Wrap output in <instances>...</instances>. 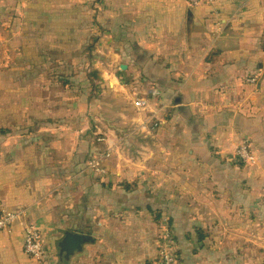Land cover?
I'll return each instance as SVG.
<instances>
[{"label":"crops","instance_id":"obj_1","mask_svg":"<svg viewBox=\"0 0 264 264\" xmlns=\"http://www.w3.org/2000/svg\"><path fill=\"white\" fill-rule=\"evenodd\" d=\"M146 95L153 135L131 101ZM243 140L254 165L230 159ZM108 146L107 172L88 169ZM0 205L27 209L44 264H140L163 213L179 264H254L264 0L0 1ZM24 239L0 233V264H38Z\"/></svg>","mask_w":264,"mask_h":264},{"label":"built area","instance_id":"obj_2","mask_svg":"<svg viewBox=\"0 0 264 264\" xmlns=\"http://www.w3.org/2000/svg\"><path fill=\"white\" fill-rule=\"evenodd\" d=\"M191 7L199 6L203 1L210 0H185ZM132 106L141 114H146L139 119L138 129L146 135L155 134L162 124V115L160 107L152 109L153 101L149 95L132 97ZM99 141H108L100 137ZM112 156V147L108 146L104 152L95 155L88 162V169L96 173L104 174L107 172V161ZM231 161L246 165H254L257 161L251 151L248 141L243 140L239 143L236 152L230 156ZM16 223H22L25 233L24 251L37 263H40L45 257L43 238L40 230L28 220V211L21 208L17 211H9L0 205V233L9 229ZM159 242L155 257L145 260L141 264H179L180 255L177 254L173 246V229L169 216H163L159 229Z\"/></svg>","mask_w":264,"mask_h":264},{"label":"rangeland","instance_id":"obj_3","mask_svg":"<svg viewBox=\"0 0 264 264\" xmlns=\"http://www.w3.org/2000/svg\"><path fill=\"white\" fill-rule=\"evenodd\" d=\"M0 1H3V0H0ZM87 44H89L88 40H87ZM83 71H84V75H85V72L87 71L86 68H84ZM164 215L168 216L167 213H163L160 216V219L159 218L157 219L158 221H160L159 222V226L161 224V221H162V218H163ZM254 234H255V232L253 231V239H255V240H259L260 241L263 238L262 234H258L257 236H255ZM253 247H257L259 249L260 255H261L260 258H253V263L254 264H264V257H263L264 256V241H260L258 244H254V242H253ZM57 250H58V248L55 246V254L57 253ZM44 262H45V259L42 260L38 264H44ZM143 262H141V263H143Z\"/></svg>","mask_w":264,"mask_h":264},{"label":"trees","instance_id":"obj_4","mask_svg":"<svg viewBox=\"0 0 264 264\" xmlns=\"http://www.w3.org/2000/svg\"><path fill=\"white\" fill-rule=\"evenodd\" d=\"M45 258V257H44Z\"/></svg>","mask_w":264,"mask_h":264}]
</instances>
